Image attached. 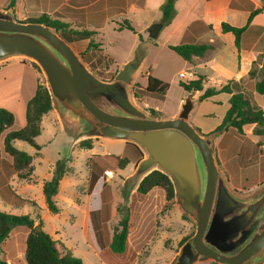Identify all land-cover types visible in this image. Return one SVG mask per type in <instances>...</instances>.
I'll list each match as a JSON object with an SVG mask.
<instances>
[{
	"label": "rangeland",
	"instance_id": "374dc122",
	"mask_svg": "<svg viewBox=\"0 0 264 264\" xmlns=\"http://www.w3.org/2000/svg\"><path fill=\"white\" fill-rule=\"evenodd\" d=\"M9 1L0 0V7L11 5ZM56 1L50 0L51 4H56L54 3ZM36 2L38 6H42L43 10L49 8L47 0H36ZM52 16L54 17V14ZM120 24L125 26L126 22L122 21ZM137 28L141 30L143 37L141 42L138 36H133L132 32L123 31L120 45L104 44L107 50L115 54V57L102 54L101 49L97 47L98 44L77 53L79 56L81 53L90 55L89 63H86L87 67L103 80L114 78L122 66L121 59L140 61L138 69L129 80L133 102L149 114L151 113L148 109L154 106L161 107L164 114H167L172 112L181 97L187 95L186 90L180 86V82H188L191 78L180 77L179 72L193 68L183 58L161 44L160 37L151 38L148 30L141 29L140 25H137ZM114 35L110 28H105L103 34L105 40H112ZM133 39L136 41L134 45ZM69 40L70 43H68L71 45L79 39L71 37ZM146 69L155 72L154 75L160 76L169 84L166 94L145 91ZM196 70L199 74L203 72L201 69ZM218 84L217 78L214 77L206 83V87L217 88ZM39 86L46 87V82L41 69L33 60L23 56H11L0 61V107L13 113V130L22 126L27 103ZM241 87L251 99V94L245 89L243 82ZM254 101L259 106L262 105L264 111V98L257 95ZM227 104L224 101V94L197 101L192 117H199L207 123L218 122L220 120L218 117ZM40 126L41 132L35 138L40 146L39 150L23 141L18 140L15 144L17 148L31 155L30 179H18L7 166L0 170L11 183L12 188L26 201L10 197V204L13 205L11 207L0 200V209L17 215L27 214L35 225L38 224V219H41L42 230L56 242L60 253L64 254L68 249L72 256L81 260L83 264H167L174 250L178 251L181 245H178V241L181 237L187 233L192 234L195 229V220L182 209L176 197L167 199L165 192L159 187H153L146 194L138 193L136 188L132 190L125 188V178L133 172L140 160L130 162L122 169L107 167L105 170H111L113 176L107 179L103 172L100 189L89 190L87 188L88 159L92 151L87 148L93 147L99 155L115 154L120 141L103 139L99 141H103L105 147L98 144L93 146V138L99 139L100 136L90 135V132L76 134L67 129L53 102L51 109L41 117ZM240 138L241 136L234 128L228 127L218 141L220 145L234 149L233 146L238 145ZM82 139H90V146H80L79 141ZM262 144H264L263 140L253 146L252 157L256 158L257 152L262 149ZM0 146H2L1 143ZM103 148L111 152L101 154ZM214 150L213 144V152ZM1 155L5 158V163L11 160L4 152ZM58 160H61L69 170L60 178L56 198L54 196L59 211L52 213L44 202L41 183L43 178L50 179ZM49 165L51 167L48 173ZM238 184L239 188L235 190V193L244 197L263 189L264 179L248 180ZM85 209L87 212L92 211V221L82 228L83 215L81 214ZM124 215L128 216L129 229L126 248L122 253L116 254L110 251L108 244L114 229L119 227V221ZM27 232L28 228L25 225H17L10 230L3 241L2 257L8 264H25L23 253ZM86 239L96 246L98 243H103L104 247L96 251L86 242ZM213 262L211 259H200L194 264H213ZM258 264H264V259Z\"/></svg>",
	"mask_w": 264,
	"mask_h": 264
},
{
	"label": "water",
	"instance_id": "95a60500",
	"mask_svg": "<svg viewBox=\"0 0 264 264\" xmlns=\"http://www.w3.org/2000/svg\"><path fill=\"white\" fill-rule=\"evenodd\" d=\"M162 27L154 22L148 35L156 38ZM11 56L33 60L41 69L51 101L65 127L74 133L94 131L97 136L136 144L143 157L125 178V188H136L153 170L171 179L182 209L195 220L194 232L179 247L171 264H193L211 259L219 264H258L264 259V223L235 254L226 250L247 240V232L237 241L225 239L239 232L247 214L240 211L264 198V188L256 195L240 196L229 186L218 167L213 144L220 131L200 133L190 122L197 98L193 88L174 117H154L132 100L129 80L138 61L125 62L112 80L97 77L73 47L51 26L21 21L0 8V61ZM41 231V224L35 226Z\"/></svg>",
	"mask_w": 264,
	"mask_h": 264
},
{
	"label": "crops",
	"instance_id": "0c3cea01",
	"mask_svg": "<svg viewBox=\"0 0 264 264\" xmlns=\"http://www.w3.org/2000/svg\"><path fill=\"white\" fill-rule=\"evenodd\" d=\"M164 1L165 0H57L54 2L56 4H51L50 0H47L49 8L43 10L42 6H38L36 0H13L11 5H5L0 8L10 11L14 17L19 20H25L33 16L37 17L42 13H46L52 18L59 19L68 24L72 29L93 31L94 34L92 37L94 41L98 43V48L101 49L100 52L104 55L109 54L115 57V54L107 50L104 44L110 43L113 46L120 45V41L123 38V31H130L133 33V36H138L139 42L143 41L141 30L137 28V25H140L141 29L147 31L152 23L160 22L162 15L160 6ZM174 8L175 14L171 21L166 25H162L157 35V37H160L161 44L166 47L169 44L175 45L179 43H206L210 45L203 55L193 56L190 61L185 60L194 69L189 70L194 75L193 79L198 75L202 76L204 79L203 88H206V83L214 77L217 78L219 83L218 87L230 80H241L245 89L251 94V102L257 104L254 101L257 95H261L262 98H264V93L259 94L255 91V81L258 79L259 75L258 68L261 67L259 57L264 51V0H175ZM255 9H260V11H258L246 25L249 14ZM34 13H37V15H32ZM52 14H54V17ZM124 20L128 21L134 28V31L126 27L118 29L120 22ZM221 22H226L236 27L246 25L245 30L240 36L238 47L235 46L234 36L231 32H222ZM107 27L115 34L110 41L105 40L103 36L104 30ZM88 41V38L79 39L71 45L76 52H82L86 49ZM132 43L133 45L136 43L135 39H133ZM128 59H121L120 63L123 65L125 62L131 61ZM255 61L257 62V73L255 77H249L248 72ZM139 64L140 61L137 62V69ZM196 69H201V71H203L202 74H199ZM154 73L155 72L146 69L145 83L148 75L161 79L160 76L154 75ZM201 92L202 91L196 90L194 93L197 101H199L198 96ZM188 93L189 92H187V94ZM164 94H166V92ZM220 94H224V101L228 103L230 94L225 92L215 94L207 99H211ZM184 97H181L172 112L167 114H164L159 106H152V109L159 111L161 117H174L178 113ZM217 102L221 101L217 100ZM228 107L229 103L220 113L218 117L220 120L215 123H207L199 117H192V110L190 113V122L200 133H209L215 130L220 124ZM260 107L263 108L262 105H260ZM12 125L1 134V145L4 134L8 130H12ZM253 127L254 124H246L243 126V133H238L236 131L241 138L238 140V145L233 146L234 149L220 145L218 139L224 131L220 132L218 138L214 142V154L218 167L229 186L234 190L239 188L238 183L240 182L248 180L259 181L264 179V144H262V149L257 152L256 158L252 157V153L254 152L253 146L258 141H264V136L253 134ZM103 139L112 140L103 137L99 139L93 138V146L94 144H98L101 145V147H105V143L99 141ZM17 141L18 140H15L13 142L14 145ZM118 141H120V145L118 150L115 151V154H121L125 146L124 141ZM87 149L92 151L91 155L93 153H98L93 147ZM2 152V146H0L1 157H3L1 155ZM109 152L111 151L103 148L100 153L104 154ZM88 175L89 171L87 177ZM0 200L8 204V206H13L12 203L5 202L1 197ZM82 211V228H84L85 224H87L89 211L87 212L86 209ZM176 252L177 251L174 250L167 264L172 262Z\"/></svg>",
	"mask_w": 264,
	"mask_h": 264
},
{
	"label": "trees",
	"instance_id": "16d2710c",
	"mask_svg": "<svg viewBox=\"0 0 264 264\" xmlns=\"http://www.w3.org/2000/svg\"><path fill=\"white\" fill-rule=\"evenodd\" d=\"M175 0H165L161 6V19L162 25L168 24L175 14L174 8ZM9 3H13L10 0ZM9 5V4H8ZM6 9V8H5ZM8 9V8H7ZM260 9H255L252 11L248 18L246 25L250 22L252 17ZM23 21H34L41 22L51 26L56 32L59 33L67 42L70 43V38L75 37V39L88 38L86 49H90L94 44H98L93 39V31L85 29H72L68 24L60 21L59 19L52 18L46 13H42L37 17H28ZM125 26L120 24L118 29L126 27L127 29L134 31V28L128 23L127 20ZM246 25L241 27L232 26L226 22H221L222 32H231L234 36L235 46L238 47L239 39L241 34L246 28ZM73 40V39H72ZM98 47V45H97ZM167 47L179 55L186 61H190L193 56H201L210 47L206 43H179L175 45H167ZM81 58L85 63H89L90 55L84 53L80 54ZM259 60L261 61V67L258 68V79L255 81V91L259 94L264 93V51L261 53ZM256 61L252 64L248 75L249 77H255L257 73ZM241 80L233 81L230 80L218 88L206 87L203 88L204 79L202 76L198 75L194 79L188 82H180V86L184 90L190 92L193 88L202 91L198 96V100L207 99L215 94L225 92L229 93L230 97L228 99L229 107L225 111L222 121L215 128L220 132L225 131L228 127L234 128L238 133H243V126L246 124H254L252 133L255 135H264V112L262 108L251 102L248 95L244 92L241 87ZM169 84L155 76L148 75L146 77V83L144 89L149 93H160L164 94L168 90ZM52 107V101L49 92L46 87L39 86L34 95L28 101L26 106V111L24 117L22 118V126L17 130H8L2 138V151L7 154L11 160L7 161L5 158L0 156V170L2 167L7 166L17 178L20 179H30V174L32 171L31 155L25 151L17 148L14 145L15 140L26 142L28 145L32 146L34 149L39 150L40 146L36 143L35 137L41 132L40 121L41 117L46 114ZM150 113L155 117H161V113L154 109H148ZM14 121V115L11 111L0 107V138L1 134L9 128ZM198 130V129H197ZM199 131V130H198ZM90 135L96 134L94 131H90ZM124 150L121 154H104L99 155L97 153L92 154L88 159V182L87 188L89 190H99L103 182V172L107 167L110 168H124L130 162H137L143 157V151L132 142H124ZM80 146L89 147L91 142L90 139H82L79 141ZM56 169L52 172L50 179H42V194L44 202L47 209L52 213H57L59 207L54 196L58 192L59 180L68 171L61 160L56 161ZM49 165L47 172L49 173ZM153 187H159L165 192L167 199H172L175 197L174 186L171 179L160 170H153L147 175H145L136 187V191L140 194H146ZM5 197H3V196ZM0 197L5 201L10 203V197L19 201H26L22 198L13 188L12 185L7 181V178L3 176V172L0 171ZM14 202H16L14 200ZM91 212H89V217L87 218V223H91L92 217ZM38 224H42L41 219H38ZM17 225H25L28 228V232L25 238L24 247V261L25 264H83L81 260L72 256L70 250L66 249L64 254H61L56 247V242L44 231H36L35 225L31 217L27 214L17 215L9 213L0 209V264H8L2 257L1 245L3 241L7 238L10 230ZM97 226V225H96ZM128 216L124 215L119 221V227L115 228L108 244L111 252L120 254L126 248V239L128 235ZM191 233H187L181 237L178 241V245L182 244ZM94 250L100 251L104 247L103 243H98V245H92ZM176 251V250H175ZM213 264H219L213 262Z\"/></svg>",
	"mask_w": 264,
	"mask_h": 264
},
{
	"label": "flooded vegetation",
	"instance_id": "af4514ba",
	"mask_svg": "<svg viewBox=\"0 0 264 264\" xmlns=\"http://www.w3.org/2000/svg\"><path fill=\"white\" fill-rule=\"evenodd\" d=\"M260 190L253 193L252 195L254 196V195L258 194V192ZM241 206H242L241 204H235L233 207H231L230 213H234V214H239V213L246 214V213H248L247 217L245 219V223L240 226L239 232H236L232 235H229L223 243L224 244L233 243V242L237 241L238 239H240L242 237L243 233H245V232L249 233L248 238H247V240L241 241L240 244H237V246L235 248H232L230 250H226V253H228V254H235L238 251H240L243 248V246L247 243L249 238L252 237L253 234H255L256 232H258L264 223V198H261L257 202L249 205L243 211H240Z\"/></svg>",
	"mask_w": 264,
	"mask_h": 264
},
{
	"label": "built area",
	"instance_id": "2783aa9c",
	"mask_svg": "<svg viewBox=\"0 0 264 264\" xmlns=\"http://www.w3.org/2000/svg\"><path fill=\"white\" fill-rule=\"evenodd\" d=\"M179 76L180 77H187L189 79L191 78V80H192L194 75H193V73L191 71H181L179 73ZM104 174H105L107 179L111 178L113 176V172L111 170H105Z\"/></svg>",
	"mask_w": 264,
	"mask_h": 264
}]
</instances>
